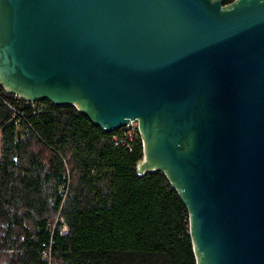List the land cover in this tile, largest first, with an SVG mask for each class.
Wrapping results in <instances>:
<instances>
[{
  "label": "water",
  "instance_id": "obj_1",
  "mask_svg": "<svg viewBox=\"0 0 264 264\" xmlns=\"http://www.w3.org/2000/svg\"><path fill=\"white\" fill-rule=\"evenodd\" d=\"M0 86L138 119L196 263L264 264V0H0Z\"/></svg>",
  "mask_w": 264,
  "mask_h": 264
},
{
  "label": "trees",
  "instance_id": "obj_2",
  "mask_svg": "<svg viewBox=\"0 0 264 264\" xmlns=\"http://www.w3.org/2000/svg\"><path fill=\"white\" fill-rule=\"evenodd\" d=\"M123 128L0 86V264H197L185 203Z\"/></svg>",
  "mask_w": 264,
  "mask_h": 264
},
{
  "label": "built area",
  "instance_id": "obj_3",
  "mask_svg": "<svg viewBox=\"0 0 264 264\" xmlns=\"http://www.w3.org/2000/svg\"><path fill=\"white\" fill-rule=\"evenodd\" d=\"M123 127L122 128L124 131L125 139L127 138L129 142L138 137L142 138L139 132L138 119H131L130 122Z\"/></svg>",
  "mask_w": 264,
  "mask_h": 264
}]
</instances>
